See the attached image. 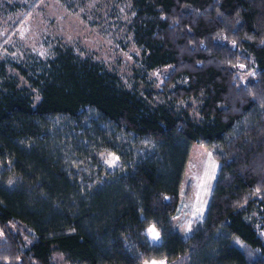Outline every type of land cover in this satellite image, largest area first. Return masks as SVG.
Returning a JSON list of instances; mask_svg holds the SVG:
<instances>
[{
    "label": "trees",
    "instance_id": "obj_1",
    "mask_svg": "<svg viewBox=\"0 0 264 264\" xmlns=\"http://www.w3.org/2000/svg\"><path fill=\"white\" fill-rule=\"evenodd\" d=\"M130 5L133 49L119 48L131 85L71 47L18 66L27 85L3 78L0 264H54L56 251L78 264H264V0ZM189 97L197 122L191 104L172 105ZM196 143L219 169L184 238L170 217ZM102 152L120 166L105 169ZM150 226L158 243L145 239Z\"/></svg>",
    "mask_w": 264,
    "mask_h": 264
},
{
    "label": "rangeland",
    "instance_id": "obj_2",
    "mask_svg": "<svg viewBox=\"0 0 264 264\" xmlns=\"http://www.w3.org/2000/svg\"><path fill=\"white\" fill-rule=\"evenodd\" d=\"M2 1L8 8L0 12V84L3 78L9 77L20 85H27L18 66L27 69L26 63L31 59L51 56L58 47H71L79 56L104 64L123 83L131 85L133 59L119 48V44L133 47L125 34V25L132 15L130 0H85L76 10L65 7L59 0ZM163 101L166 100L156 98L153 103ZM188 104L191 108L187 116L197 122L199 102L196 98L172 102L178 112L186 110ZM99 159L107 170L121 164L113 152H102ZM218 169L219 163L211 150L202 143L192 146L180 184L179 203L170 217L173 230L184 238L205 218ZM145 239L158 243L161 236L150 226L145 230ZM53 261L54 264H78L58 251L54 252ZM142 264H166V260L152 259Z\"/></svg>",
    "mask_w": 264,
    "mask_h": 264
}]
</instances>
